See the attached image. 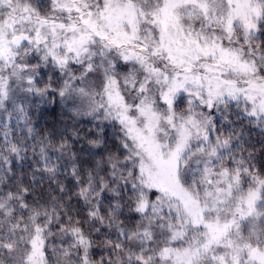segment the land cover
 Returning <instances> with one entry per match:
<instances>
[{"label":"snow or ice","instance_id":"snow-or-ice-1","mask_svg":"<svg viewBox=\"0 0 264 264\" xmlns=\"http://www.w3.org/2000/svg\"><path fill=\"white\" fill-rule=\"evenodd\" d=\"M0 264H264V0H0Z\"/></svg>","mask_w":264,"mask_h":264}]
</instances>
